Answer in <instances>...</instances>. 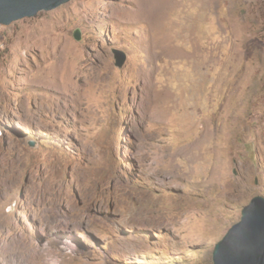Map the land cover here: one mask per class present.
I'll return each instance as SVG.
<instances>
[{"label":"rangeland","instance_id":"1","mask_svg":"<svg viewBox=\"0 0 264 264\" xmlns=\"http://www.w3.org/2000/svg\"><path fill=\"white\" fill-rule=\"evenodd\" d=\"M256 196L264 0H71L0 25V264H213Z\"/></svg>","mask_w":264,"mask_h":264},{"label":"water","instance_id":"2","mask_svg":"<svg viewBox=\"0 0 264 264\" xmlns=\"http://www.w3.org/2000/svg\"><path fill=\"white\" fill-rule=\"evenodd\" d=\"M71 0H0V25L35 17ZM74 38L81 40L80 30ZM116 65L122 67L126 54L115 51ZM213 264H264V197H254L242 210L241 220L233 225L213 251Z\"/></svg>","mask_w":264,"mask_h":264},{"label":"bare ground","instance_id":"3","mask_svg":"<svg viewBox=\"0 0 264 264\" xmlns=\"http://www.w3.org/2000/svg\"><path fill=\"white\" fill-rule=\"evenodd\" d=\"M16 247V246H15ZM13 255V254H12Z\"/></svg>","mask_w":264,"mask_h":264}]
</instances>
